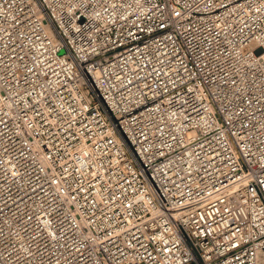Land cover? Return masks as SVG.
I'll list each match as a JSON object with an SVG mask.
<instances>
[{"label": "built area", "instance_id": "built-area-1", "mask_svg": "<svg viewBox=\"0 0 264 264\" xmlns=\"http://www.w3.org/2000/svg\"><path fill=\"white\" fill-rule=\"evenodd\" d=\"M0 264H264V0H0Z\"/></svg>", "mask_w": 264, "mask_h": 264}]
</instances>
